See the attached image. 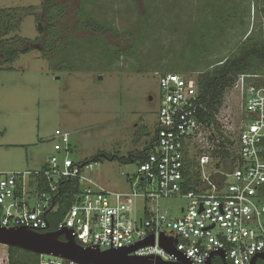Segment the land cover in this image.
Returning <instances> with one entry per match:
<instances>
[{
  "label": "rangeland",
  "instance_id": "rangeland-1",
  "mask_svg": "<svg viewBox=\"0 0 264 264\" xmlns=\"http://www.w3.org/2000/svg\"><path fill=\"white\" fill-rule=\"evenodd\" d=\"M42 2L0 0L4 17L16 15L2 26L4 38L16 39L14 49L23 42L36 45L9 61L0 54L3 172L41 170L54 154L56 129L69 134L76 163L99 153L127 159L143 151L157 122L158 71L202 70L249 34H264V0H54L50 6L62 8L56 22L61 35H51L58 47L54 44L49 55L56 59L65 46L66 52L78 53L77 68L59 69L39 47L35 18ZM235 97L232 90L224 97V135L232 133L229 127L236 129L240 103ZM90 166L85 174L115 192L129 190L128 179L138 168L137 162L105 159ZM185 203L172 197L160 200L158 208L177 217ZM7 249L0 245V264H7Z\"/></svg>",
  "mask_w": 264,
  "mask_h": 264
},
{
  "label": "built area",
  "instance_id": "built-area-1",
  "mask_svg": "<svg viewBox=\"0 0 264 264\" xmlns=\"http://www.w3.org/2000/svg\"><path fill=\"white\" fill-rule=\"evenodd\" d=\"M158 73L160 106L153 144L128 179V191L105 190L87 176L90 163L74 162L69 134L56 129L54 154L45 169L0 171V226L37 233L67 229L78 245L100 251L127 249L152 235V245L131 255L166 262L175 258L160 247L161 235L174 241L175 250L192 264H205L211 254V264H223L219 252L225 264H250L264 255V86L256 75L241 74L230 89L240 103L236 129L231 126L232 133L223 134L233 143L226 150L239 159L231 165L211 154L219 135L199 119L202 105L194 73ZM220 112L216 120L222 133ZM192 170L198 175L195 188L184 191ZM39 177L47 181L44 190L39 189ZM63 182L74 184L77 191L65 193L71 204L50 231ZM172 197L186 202L177 217L158 208L160 200ZM38 256L37 264H77Z\"/></svg>",
  "mask_w": 264,
  "mask_h": 264
},
{
  "label": "trees",
  "instance_id": "trees-1",
  "mask_svg": "<svg viewBox=\"0 0 264 264\" xmlns=\"http://www.w3.org/2000/svg\"><path fill=\"white\" fill-rule=\"evenodd\" d=\"M53 1L54 0H43L41 8L46 15L57 17L61 12V9H57L56 7H54V5L50 6V2ZM11 11L16 10H5L4 12ZM260 11L264 18V6H262ZM1 13L0 54H5L6 61H9L15 56L16 52L25 54L29 51L30 48L27 43L23 42V45H20L18 46V48L14 49L12 45H14L13 41L16 42V39H11V42H9L10 40L4 38L8 33L6 34V32H1L2 26L4 25L6 20H10L11 16H13L14 14L8 13L7 17L5 16V18ZM15 16L16 15H14V17ZM35 19L37 20L38 17H36ZM50 61L59 69H69L68 67H73L72 63L67 60V57L64 58L62 55L58 56L56 59L51 57ZM194 62L197 63L198 60H196L195 58ZM207 64L208 66L206 68L196 72H193L194 70L188 69L178 70L177 68H167V70L161 71L160 73H178L183 75H191L194 73L197 93L202 105V109L199 111V119L207 124V126L212 125L216 134L219 135V142L215 144V148L211 152V154L216 160L229 161L232 165L237 160L239 161V159L234 153H232L233 151L230 153L228 150H226L227 147H231L233 143L220 132V127L216 120V115L222 108L225 94L231 89L239 75H256V81L264 86V34H249L245 38V40L242 41L235 49H231L229 55L221 57L219 59L208 61ZM155 131L156 130H154V132ZM153 140L154 137L147 145V147L143 149V151L130 154L127 159L119 158L116 155L111 156L105 153H99L94 157H91L89 160L83 161L82 164H88L91 162L97 163L103 159L110 161L119 160L122 164H129L134 162H137V164H139L145 160V156L148 154L150 146L153 144ZM72 148L73 147L71 146V150L74 151ZM191 167H193V164H191ZM42 169H45L44 164L42 166ZM188 174V182L184 186H182V189L184 191L194 189L197 181L198 175L193 172V170L188 172ZM39 182L40 190H44L47 188L46 179H44L43 177H39ZM63 183L64 186L61 189V196L58 199L60 206L56 213L51 215V218H53L54 221L49 224L48 230L50 231L55 230L56 222L62 218L63 213L71 204V199L66 197L65 193L70 192L68 190H71L72 192L77 191V188L74 184H68L65 182ZM60 240H63V237H60ZM38 258V255H34L26 251H21L16 248L7 249V264H37ZM217 264H221L219 260ZM256 264H264V262L257 261Z\"/></svg>",
  "mask_w": 264,
  "mask_h": 264
},
{
  "label": "water",
  "instance_id": "water-1",
  "mask_svg": "<svg viewBox=\"0 0 264 264\" xmlns=\"http://www.w3.org/2000/svg\"><path fill=\"white\" fill-rule=\"evenodd\" d=\"M212 228V227H210ZM63 237V240H60ZM153 236H148L144 241L138 242L127 249H110L100 251L97 248H85L77 244L71 231L64 229L55 232L37 233L23 228H4L0 226V245L7 248H16L34 255H46L64 260L74 261L77 264H192L174 248V241H168L161 235L159 245L175 261L166 262L155 256H134L135 250L153 244ZM223 264L224 254L219 252ZM212 254L205 264H211ZM257 260L264 261V255L255 256L250 264Z\"/></svg>",
  "mask_w": 264,
  "mask_h": 264
},
{
  "label": "flooded vegetation",
  "instance_id": "flooded-vegetation-1",
  "mask_svg": "<svg viewBox=\"0 0 264 264\" xmlns=\"http://www.w3.org/2000/svg\"><path fill=\"white\" fill-rule=\"evenodd\" d=\"M57 9H62L61 7H57ZM61 14L59 13L57 17H52V16H48L44 13V11L42 10V8L40 9L39 15H38V19L36 20V28L39 30L40 33V40H39V47L40 49L43 51L44 57L46 58H51V56L49 55V50L54 47L53 45L55 44L58 47V44H56V42L58 40L54 39L53 37H51V35L53 36H59L61 35L60 32L58 30V28L56 27V22L58 20H60ZM56 32V33H55ZM49 36L51 38H49ZM27 45L29 46V48H35L36 45L32 44V43H28ZM66 46L64 47L63 50H58L57 56L60 55H65V57H67V60H69L73 66V58H76V55H78V53L76 51L73 50V48L71 50H67L66 52ZM257 263V261H256ZM255 263V264H256Z\"/></svg>",
  "mask_w": 264,
  "mask_h": 264
}]
</instances>
